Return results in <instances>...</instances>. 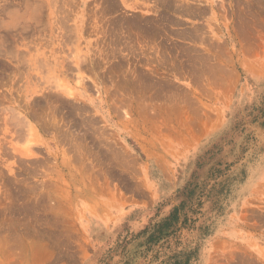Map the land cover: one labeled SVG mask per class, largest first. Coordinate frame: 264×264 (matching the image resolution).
<instances>
[{"label": "rangeland", "instance_id": "rangeland-1", "mask_svg": "<svg viewBox=\"0 0 264 264\" xmlns=\"http://www.w3.org/2000/svg\"><path fill=\"white\" fill-rule=\"evenodd\" d=\"M194 1L219 5L201 74L172 23L156 49L115 14L173 0H0V264L255 259L264 0Z\"/></svg>", "mask_w": 264, "mask_h": 264}, {"label": "crops", "instance_id": "crops-1", "mask_svg": "<svg viewBox=\"0 0 264 264\" xmlns=\"http://www.w3.org/2000/svg\"><path fill=\"white\" fill-rule=\"evenodd\" d=\"M218 9L219 5L215 4L197 3L194 0H173L172 6L155 9L153 12L156 15L155 17H147L136 12L131 13L126 7L117 8L115 14L122 16L127 14L129 17H125L128 22H141L140 25L142 26L140 27L147 30L148 38L151 37L149 38L152 42L151 45L155 46L156 49L159 48L160 44L158 38H160L162 23H172L175 67L178 68L179 63V69H181L182 64L188 62L190 63L191 72L196 71L201 74L206 73L208 70L213 71V60L209 57L211 52H208L206 48L215 49L219 47V45L215 47V41L211 38L212 33L217 31L213 21L217 20ZM144 19H151L152 21L144 23ZM146 25L147 28H145ZM222 40L224 42V39ZM144 42L146 41L144 40ZM208 42H211V44H208ZM241 53L244 54L240 50ZM228 76L230 77V74ZM233 77L238 78L237 71H233ZM224 86H230L228 78ZM253 229L256 241L255 259L247 264H264V214L260 220L255 222Z\"/></svg>", "mask_w": 264, "mask_h": 264}]
</instances>
